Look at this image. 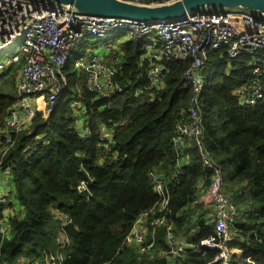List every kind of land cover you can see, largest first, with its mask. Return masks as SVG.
<instances>
[{
	"label": "trees",
	"instance_id": "trees-1",
	"mask_svg": "<svg viewBox=\"0 0 264 264\" xmlns=\"http://www.w3.org/2000/svg\"><path fill=\"white\" fill-rule=\"evenodd\" d=\"M120 37L115 38L116 51L109 53L112 60L109 63L105 57V61L112 64L114 57L121 58L123 66L116 80L125 89L123 93L96 99L87 88L86 73L68 71L71 97L60 101L48 119L41 109L36 110L12 149L0 156L3 166L11 167L10 179L21 207L20 213L8 218L9 236L0 229V261L169 264L149 254L139 258L123 243L137 217L159 201L149 172L162 170L169 179L175 171L177 153L172 138L177 125L189 117L190 91L181 86L188 65L169 61L163 87L150 89L148 64L143 60L145 42ZM81 48L85 52L89 42ZM255 55H264V50ZM255 55L244 53L232 61L225 47L209 54L204 67L209 72L207 90L199 100L201 134L185 149L187 176L171 193L170 201L171 218L181 229L205 209L196 191L198 182L207 188L215 168L221 172L224 191L242 205L236 224L241 240L229 247L232 264H264V104L244 105L236 95L253 77ZM16 79L11 78L13 86ZM17 100V95L0 87V126ZM76 110L94 127L89 139H83L76 128ZM99 120L116 134L113 151L117 157L104 165H100L104 155ZM37 136L46 142L37 144ZM205 155L214 168L206 163ZM88 176L93 178L90 189L80 192L77 187ZM12 207L13 201L0 205V223ZM55 209L72 223L63 226ZM198 216L199 231L191 241L201 243L202 251L175 264H221L222 250L207 242L215 223H207L203 213ZM61 233L69 240L65 248L58 241ZM158 245L164 247L163 229Z\"/></svg>",
	"mask_w": 264,
	"mask_h": 264
},
{
	"label": "built area",
	"instance_id": "built-area-1",
	"mask_svg": "<svg viewBox=\"0 0 264 264\" xmlns=\"http://www.w3.org/2000/svg\"><path fill=\"white\" fill-rule=\"evenodd\" d=\"M125 1L159 5L178 0ZM121 33L128 35L127 38H141L145 42L143 60L148 64L146 76L150 89L163 87L164 71L169 61L188 65L182 75L181 86L190 91L189 117L177 125L172 138L177 153L175 171L169 179L162 170L152 169L149 172L159 201L137 217L123 243L131 247L139 258L149 254L151 258L158 257L175 264L180 258L202 251L201 243L179 238L171 218L170 201L171 193L179 189L187 176L185 166L188 157L185 156V149L201 134L199 100L205 88V63L211 52L222 47L226 48L232 61L244 53L255 55L263 51L264 15L260 12L246 8H202L174 19L139 21L88 16L54 2L0 0V56L7 47L21 43L7 63L0 62V74L11 67H20L16 86L18 100L8 110L0 126V156L4 157L12 149L16 138L31 124L36 110L41 109L44 118L48 119L56 105L63 101L70 90L68 71L71 68L86 73L87 88L95 94L96 99H110L125 91L116 80L123 66L120 57H114L112 64H108L103 55L88 50L81 59H70L74 47L83 43V38L91 36L104 41ZM251 67L252 79L241 86L236 95L244 105L264 104V55H255ZM76 113L77 130L83 139H89L94 127L80 115V110H76ZM97 125L104 155L100 165H104L106 160L113 161L117 157V152L113 151L116 134L114 128L101 120ZM41 142L46 141L37 136L36 143ZM204 157L206 163L214 168L211 160L206 155ZM215 170L210 186L205 188L204 182H198L196 191L199 202L205 203L203 199L207 196L208 205L213 209L215 231L207 242L222 250L221 264H232L230 243L241 240L236 228L239 212L223 189L221 172L217 168ZM0 171L6 178H11V167L3 166L2 160ZM92 181L90 176L81 180L78 190L89 191ZM10 195V192L0 189V205L9 204ZM53 213L63 226L72 223V219L59 210L55 209ZM160 229L164 230L162 248L158 245ZM58 241L65 248L69 240L61 233ZM0 264L9 263L0 261Z\"/></svg>",
	"mask_w": 264,
	"mask_h": 264
},
{
	"label": "water",
	"instance_id": "water-1",
	"mask_svg": "<svg viewBox=\"0 0 264 264\" xmlns=\"http://www.w3.org/2000/svg\"><path fill=\"white\" fill-rule=\"evenodd\" d=\"M54 2L74 8L88 16L123 18L139 21L174 19L202 8L221 10L246 8L264 15V0H178L168 4L147 5L125 0H32Z\"/></svg>",
	"mask_w": 264,
	"mask_h": 264
},
{
	"label": "rangeland",
	"instance_id": "rangeland-1",
	"mask_svg": "<svg viewBox=\"0 0 264 264\" xmlns=\"http://www.w3.org/2000/svg\"><path fill=\"white\" fill-rule=\"evenodd\" d=\"M211 10H221V9H217V8H212ZM129 34V33H128ZM121 37L120 38H123V37H126L128 35H125V33H121L120 34ZM118 35V36H120ZM96 38L94 37H91V36H87L85 38L82 39V42H86L88 41L89 42V45H90V48L89 50L91 51H94V52H98L100 53L101 55L104 54V42H96ZM20 45L21 43H18L16 44L15 46H10V47H7L2 55L0 56V62H4V63H7L13 56V53L14 51H17L19 48H20ZM82 44H78L77 46L74 47L73 51L71 52L70 54V59L71 61H73L74 59H81L82 55H83V51H82ZM19 70H20V67H11L9 68V70L3 72L0 74V87H2L7 93H11V94H14V95H17V79L15 80V86H13L11 84V78L12 77H17L18 78V74H19ZM73 71L74 69L71 68L69 71ZM6 72H9L8 74H4ZM203 78L205 79V88H204V91L207 90V83H208V78H209V72H204L203 73ZM71 97V91L68 90L65 98L63 99V101H67L69 98ZM80 122V121H79ZM76 128H77V124H76ZM0 189L1 190H10V196H11V202L13 201V207L12 209H9L6 213V216L7 217H11L12 215L14 214H18L19 213V208H20V205L18 204V201L15 197V190L13 189V186H12V182H11V179L9 178H6L5 176H3V173L2 171H0ZM14 190V191H13ZM239 193V191H238ZM242 196H245L244 194H241ZM231 198H232V195H230ZM233 202L235 204V206L237 207V209L239 211H241V207L242 206L241 204L237 203V200L233 197ZM210 210V208H209ZM238 211V212H239ZM212 216H213V212H212V215L210 216V218L212 219ZM239 217H240V214H239ZM238 217V218H239ZM207 223H211L212 221H206ZM199 231V227L196 226V224H186L183 228H181V230H179L177 232L179 238L183 241H187V242H190L191 239L198 233Z\"/></svg>",
	"mask_w": 264,
	"mask_h": 264
},
{
	"label": "crops",
	"instance_id": "crops-1",
	"mask_svg": "<svg viewBox=\"0 0 264 264\" xmlns=\"http://www.w3.org/2000/svg\"><path fill=\"white\" fill-rule=\"evenodd\" d=\"M117 37H118V36H117ZM115 38H116V37H114V38H112V39H109V40H104V41H103V42H104V47H105L103 57H106V60H107L109 63H110V60H112V59H111L112 57L110 58L109 53H112V51H114V50L118 47V45H119L118 42H115ZM113 39H114V42H113ZM96 41H98V42H102V41H99V40H96ZM83 43H84V42H83ZM83 43H81V44H83ZM113 45L116 46L115 49L112 48ZM88 50H89V48H88L84 53H86ZM115 51H116V50H115ZM13 189L15 190L14 187H13ZM14 190H13V191H14ZM7 191H8V190H7ZM9 191H10V190H9ZM9 191H8V192H9ZM203 201L206 203V204L203 203L205 209H203L202 212H200V213L194 215V216L192 217L191 222H189V224H196L198 217H200V216H198V215L201 214V213L204 214V217H205V220H206V221H209V222L212 221V222H213V216H212V219L210 218V216L212 215L213 209H212V206H211V205H208V197L205 196L204 199H203ZM20 208H21V207H20ZM20 208H19V209H20ZM209 208H210V210H209ZM243 210H244V211H248V210H249V207H244ZM20 212H21V209L19 210V213H20ZM8 218H9V217L6 216V217H5V220H3V221L0 223V229H1V231H2L3 234H6V235L9 236V232H8ZM179 230H181V229L177 228V226H176V232H178ZM27 262H28V261L21 260V261L19 262V264H27Z\"/></svg>",
	"mask_w": 264,
	"mask_h": 264
}]
</instances>
